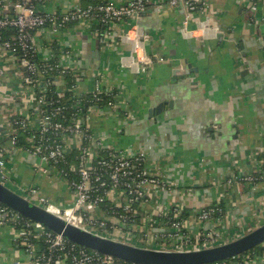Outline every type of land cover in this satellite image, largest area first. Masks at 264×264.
<instances>
[{
    "label": "crops",
    "instance_id": "crops-1",
    "mask_svg": "<svg viewBox=\"0 0 264 264\" xmlns=\"http://www.w3.org/2000/svg\"><path fill=\"white\" fill-rule=\"evenodd\" d=\"M87 1L46 0L41 10L66 12ZM204 1L217 13L215 37L201 36L199 31L196 37L182 36V11L169 8L165 0H150L137 24L148 36L146 51L166 61L156 63L146 74L121 66L129 45L118 40L117 32L107 35L103 46L102 36L92 35V26L86 23L69 25L59 35L42 29L34 37L38 59L66 51L68 56L63 54L59 61L89 77L76 83L78 92L88 90L97 74L122 90L127 103L120 106L136 120L125 122L118 115L108 117L92 110L90 129L105 137L106 145L143 156L147 174L171 189L148 187L136 221L154 220L158 207L168 211L172 203L180 204L181 246L186 249L203 247L206 230L224 243L264 222V0L255 25L245 21L249 0ZM190 28H195L192 20ZM20 72L17 57L0 50V148L8 173L4 182L18 192L34 186L57 206L68 207L73 193L67 185L36 172L38 158L8 139L10 121L18 116L32 119L37 108L34 95L23 94ZM158 104H162L160 114L154 113ZM233 177L235 181L226 184ZM215 205L219 211L204 224L199 212ZM147 230L137 238L161 236L173 241L167 238L171 232L164 220L157 225L150 220ZM24 255L12 230L0 227V264H25Z\"/></svg>",
    "mask_w": 264,
    "mask_h": 264
},
{
    "label": "built area",
    "instance_id": "built-area-1",
    "mask_svg": "<svg viewBox=\"0 0 264 264\" xmlns=\"http://www.w3.org/2000/svg\"><path fill=\"white\" fill-rule=\"evenodd\" d=\"M45 2L46 0H0V50L17 57L25 84L23 94L28 97L34 95L37 104L32 119L18 116L10 121L8 139L13 146H17L15 132L19 131L25 144L18 147L39 160L35 171L66 184L73 193V203L68 207L57 206L41 195L34 186L23 188L21 192L29 202L93 234L145 246L149 242L165 240L161 236H150L142 244L141 238H137L140 234L148 233L147 225L149 226L150 220L151 225L164 220L171 232L167 238L178 240L175 238L184 228L183 207L178 203H172L168 211L158 207L154 220L136 221V211L140 202L148 196V187L155 186L160 191L171 189L166 188L157 176L147 174L143 156L106 145L103 142L105 137L96 136L90 129L89 116L92 110L104 112L108 117L118 115L125 122L136 120L135 115L130 116L120 106L121 103H127L122 90L118 91V86L97 74L91 80L88 90L78 92L76 83L86 82L89 77L82 76L79 69L59 61L63 59V54L64 57L68 56L66 51L62 55L53 52L44 59H38V48L34 40L35 33L42 29L59 35L69 25L86 23L88 28L92 26V35L102 36L99 43L103 46L106 45L107 35L117 32L118 40L129 45L128 55L121 58V66L132 73L146 74L156 63L166 61L164 57L146 51L148 36L137 24V20L146 12L150 0H126L120 4L113 1H91L58 13L42 11L41 7ZM165 2L169 8L182 11V36L196 37L198 31L201 36H216L217 13L209 10L204 0ZM261 4L262 0H249L246 23L257 24L256 16L262 11ZM10 6L12 12L8 10ZM200 16L203 19L200 20ZM191 20L195 28H190ZM7 33L10 35L6 36ZM69 74L75 76L74 85L68 86L65 81ZM52 92L54 98L48 95ZM66 93L72 96L70 103L58 104ZM87 95L90 98H86ZM70 109L71 119L67 121L66 113ZM4 153L0 148L2 181L8 177ZM71 153H74L72 161L68 159ZM69 173L75 177L70 178ZM238 179L247 182L256 180L251 177ZM232 181H235L234 177L227 179L226 184ZM218 211L217 205L208 206L199 212L198 218L207 224ZM2 226L12 230L17 246L25 254V264H130L69 243L40 224L28 221L0 205V227ZM202 237L211 238L208 233ZM206 241L204 242L207 244ZM206 244L203 247H208ZM176 246V249L182 248L181 245ZM213 264H264V254L249 253L235 262Z\"/></svg>",
    "mask_w": 264,
    "mask_h": 264
},
{
    "label": "water",
    "instance_id": "water-1",
    "mask_svg": "<svg viewBox=\"0 0 264 264\" xmlns=\"http://www.w3.org/2000/svg\"><path fill=\"white\" fill-rule=\"evenodd\" d=\"M12 12V7L8 8ZM55 81V79H54ZM162 104L154 109L160 114ZM0 205L22 218L40 224L69 243L130 264H213L239 257L264 244V222L245 234L210 247L152 248L100 236L65 222L46 209L29 202L22 192L0 179Z\"/></svg>",
    "mask_w": 264,
    "mask_h": 264
},
{
    "label": "trees",
    "instance_id": "trees-1",
    "mask_svg": "<svg viewBox=\"0 0 264 264\" xmlns=\"http://www.w3.org/2000/svg\"><path fill=\"white\" fill-rule=\"evenodd\" d=\"M96 2V1H103L104 2V0H88L86 3H88V2ZM96 28H99L98 26H96ZM103 30V29H102ZM65 81L67 82V85L69 86V85H74L75 84V82H76V80H75V76H72V75H66V77H65ZM53 90V88H51V91ZM54 93L52 92V93H49L48 95L50 96V97H53L54 98V95H53ZM71 98H72V96L69 94V93H66L65 94V96H64V98H63V100H60L59 101V103L58 104H69L70 103V100H71ZM86 98H90V96L89 95H87L86 96ZM103 102H104V98H103ZM85 106H86V104H85ZM86 108V107H85ZM71 113H72V110L70 109V110H68L67 111V113H66V120L67 121H69L70 119H71ZM16 133V138H17V146H19V145H23V144H25L24 143V139H23V137L22 136H20V132L19 131H16L15 132ZM73 156H74V153H71V154H69V156H68V159L69 160H71L72 158H73ZM72 161V160H71ZM70 175V178H74L75 176H74V174H72V173H69ZM182 218H184V216H183V213H182ZM249 253H254V254H257V255H262V254H264V245H261V246H258V247H256V248H254V249H252V250H250L249 252H246L245 254H243V255H241V256H239V257H236V258H233V259H230V260H226V261H221V262H217V263H231V262H235V261H237L238 259H241L242 257H244L245 255H247V254H249ZM121 262V261H120Z\"/></svg>",
    "mask_w": 264,
    "mask_h": 264
},
{
    "label": "rangeland",
    "instance_id": "rangeland-1",
    "mask_svg": "<svg viewBox=\"0 0 264 264\" xmlns=\"http://www.w3.org/2000/svg\"><path fill=\"white\" fill-rule=\"evenodd\" d=\"M182 231L183 230H181V234H180V237H178V239L179 240H173V241H166V240H161L162 242H160L159 240H157L156 242H154V243H151V242H149V245H148V247H151V246H155V245H158L159 243V245L161 246V248H163V247H165V248H168V247H174L175 245H182L181 244V235H182ZM207 232H208V230H206ZM249 231V230H248ZM247 231V232H248ZM207 232H203V235H207ZM247 232H244L243 234H245V233H247ZM240 234V233H239ZM203 238H205V237H203ZM205 240H207L206 242H209V243H207V245H210V246H214V245H218L219 243L221 244V242L220 241H222L221 239H219V238H216V237H214V236H212L211 238H205ZM146 241H148V240H146V239H143L141 242L142 243H146ZM216 243V244H215ZM211 244H214V245H211ZM195 245H198V244H195ZM209 246V247H210ZM181 247H183V246H181Z\"/></svg>",
    "mask_w": 264,
    "mask_h": 264
}]
</instances>
